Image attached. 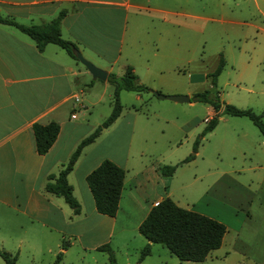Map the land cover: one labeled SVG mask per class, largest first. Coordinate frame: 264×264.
<instances>
[{
  "label": "crops",
  "instance_id": "0c3cea01",
  "mask_svg": "<svg viewBox=\"0 0 264 264\" xmlns=\"http://www.w3.org/2000/svg\"><path fill=\"white\" fill-rule=\"evenodd\" d=\"M211 2L0 0V16L11 17L21 23L39 24L63 10L59 22L60 35L71 40L86 59L106 69L107 73L117 75L129 65L139 82L155 89L185 93L190 99L192 92L199 91L197 87H204L203 83L208 79L206 73L212 69L202 56L204 39L210 32L208 21L211 19ZM217 60L218 56L213 66ZM180 75L182 77L179 78ZM84 82L94 87L99 82L105 84L106 78L92 77L82 63L57 44L47 42L38 49L26 33L12 24L0 21V175H6L4 186L0 184V193H3L1 196L7 199L5 202L14 210L38 218L46 232L55 230L56 237L55 234L52 236L56 238L54 245L58 250L63 236L69 239H66L68 246L77 242L86 251L97 249L98 245L110 241L116 233L123 235L126 229H135L140 234L137 225L150 206L168 195L166 190L156 192L155 186L160 174L158 166H138L137 157L131 154L132 129L138 117L136 114L141 111L139 105L132 106V115L126 120L130 124L129 136L120 160L116 159L115 154L97 149L101 140L99 136L106 126L93 141L81 148L66 173L72 194L79 203L78 212H73L60 195L44 188L47 174H56L77 142L94 128V124L87 118L77 119L76 114L70 116L75 103L74 96L80 100L78 92L81 89L78 85ZM133 98L139 101L142 95L134 91ZM91 100L87 101L90 103ZM83 101H80V105L85 108ZM208 106L210 109L204 121L214 112L210 104ZM50 120L58 124L57 135L45 152L37 153L31 124ZM261 141L264 142V139ZM196 150L193 157L197 155ZM103 158L111 159L124 169L114 215L96 211L85 182L86 173ZM234 172L236 174L232 175ZM201 174L207 175L208 179L194 186L198 197L211 199L214 198L209 195L212 193L218 195L215 197L222 196L213 186L224 176L239 189L251 193L246 200L248 213L245 216L252 223L232 226L217 219L224 223L225 231L220 245L211 249L205 258L212 260V257L239 253L253 264H264V160H258L240 170L220 171L217 173L219 176L207 169L195 173L193 183L197 178L200 179ZM211 175L214 178H210ZM167 191L170 192L169 189ZM240 199L241 196L237 199L239 205ZM130 211L136 215L129 221L122 214L128 216ZM240 217L243 219L242 215ZM226 234L228 238L225 240ZM132 236L135 238L133 250L136 251L146 239L142 235ZM124 245L127 242L124 241ZM67 247L61 251L65 253ZM80 258L78 264L82 263L84 256ZM90 258L93 264H108L107 253L105 257L100 254L90 255Z\"/></svg>",
  "mask_w": 264,
  "mask_h": 264
},
{
  "label": "rangeland",
  "instance_id": "374dc122",
  "mask_svg": "<svg viewBox=\"0 0 264 264\" xmlns=\"http://www.w3.org/2000/svg\"><path fill=\"white\" fill-rule=\"evenodd\" d=\"M209 14L210 32L205 36L202 56L208 66L212 67L211 71L215 67L213 65L218 54H221L225 63L215 81L221 102L217 122L200 138L197 155L187 162L177 164L182 157L193 152L191 144L199 137L205 124L204 116L208 115L210 109L208 104L194 100L175 101L159 98L151 90L162 94L180 93L151 87L150 92L139 91L142 95L139 101L133 98L134 91L119 90L121 113L113 123L101 131L97 149L100 152L115 154L117 160L122 158L130 129L126 120L132 115V106L139 105L141 111L136 114L138 117L131 138V154L137 157L140 164L138 166L151 168L176 164L171 175L159 174L156 192L166 190L169 197L179 206L211 215L232 226H245L252 223L245 216L248 213L246 200L251 196L249 191L239 189L233 181L224 176L213 186L222 196L215 197L218 195L212 193L209 194L214 196L211 199L206 196L198 197L194 186L203 183L208 176L201 174L200 179L197 178L194 183L192 177L195 173L199 174L207 169L219 176L217 173L220 171L240 170L258 160H264V142L261 141L264 136L258 128L244 115H229L222 111L223 102L237 107H248L260 113L264 122V0H212ZM203 84L204 87L200 85L197 89L206 88L208 79ZM78 87L81 92H78L80 100L77 102L80 104V101L84 100L86 107L83 108L75 102L72 111L77 115V119L87 118L95 127L110 111L114 84L106 80L103 85L99 82L94 87H89L84 82ZM88 99H92L90 103ZM235 174L236 172L232 175ZM214 175L210 178H214ZM5 182L6 175L2 173L0 184L4 186ZM1 194L3 193H0V248L15 254L13 264H53L58 251L54 245L56 231L46 232L38 218L14 210ZM237 195L241 196L240 205L237 203ZM135 215L134 211H130L128 216L122 214L123 218L129 221ZM240 215L243 219H240ZM134 230L126 229L123 235L116 233V236L107 241L113 251L115 264L135 263L142 245H139L136 251L133 250L135 238L132 234L142 236ZM54 234L55 237L52 236ZM227 238L228 234L225 240ZM62 239L66 240L67 237L63 236ZM124 241L127 245H124ZM239 247L242 248L241 245ZM100 254L105 257L106 253L100 249L83 251L80 244L74 242L67 247L65 253L62 252L57 264H78L81 255L84 256L81 264H93L90 255ZM209 259L205 258L202 262L179 260L163 244L152 242L149 253L138 264H253L250 260L242 258L239 253ZM0 264H3L1 257Z\"/></svg>",
  "mask_w": 264,
  "mask_h": 264
},
{
  "label": "trees",
  "instance_id": "16d2710c",
  "mask_svg": "<svg viewBox=\"0 0 264 264\" xmlns=\"http://www.w3.org/2000/svg\"><path fill=\"white\" fill-rule=\"evenodd\" d=\"M60 10L54 17L46 22L21 23L11 17L0 16V21L14 25L20 31L30 36L38 49H41L45 43L52 42L63 48L68 55L76 59L73 49L75 44L60 35L59 22L63 15ZM224 59L221 54L218 55L217 63L214 69L206 73L210 85L202 90L192 92L189 100L201 101L210 104L213 114L205 119V124L191 144L194 152L196 146L203 134L211 130L217 122L218 110L221 102L218 97V90L215 87L216 76L220 72ZM106 80L114 84L111 108L109 113L98 123L88 134L82 137L68 156V159L60 167L56 174L48 173L44 188L47 191L60 195L70 206L73 212L79 211V203L72 194V187L66 180V173L71 169L81 148L94 140L101 129L108 126L120 113L121 104L118 99L120 89L133 91H150V87L139 82L133 73L131 66L127 65L121 74L108 72ZM222 111L229 115H244L258 128L264 135V122L261 114L251 110L248 107H237L231 103L223 102ZM31 130L34 139V146L37 153H43L55 139L58 132V124L50 120L45 123L33 122ZM193 152L186 154L178 163L189 161L193 157ZM176 164H164L158 167L162 175H171ZM124 169L109 158H103L85 175V182L93 198L94 207L97 212L114 215L122 187ZM137 231L146 239L145 243L139 249L138 262L149 253L150 243L159 242L167 250L174 254L179 260L201 261L206 254L214 248H217L222 240L225 231L223 222L214 217L200 213L198 211L179 206L169 196H163L150 206L145 216L137 225ZM67 241L61 240L60 249L55 254L53 264L61 258V249L66 248ZM107 253L108 264H115V258L110 245L104 242L96 247ZM0 257L3 264H12L15 260V254L0 248Z\"/></svg>",
  "mask_w": 264,
  "mask_h": 264
},
{
  "label": "water",
  "instance_id": "95a60500",
  "mask_svg": "<svg viewBox=\"0 0 264 264\" xmlns=\"http://www.w3.org/2000/svg\"><path fill=\"white\" fill-rule=\"evenodd\" d=\"M73 53L76 57V59L82 63L88 72L91 74L92 77H96L99 79H105L107 75L106 69H103L101 67H98L94 63H92L90 60L86 59L78 49L74 48ZM153 94L158 96L159 98H169L175 101H188L189 100V95L188 94H162L160 92L151 90Z\"/></svg>",
  "mask_w": 264,
  "mask_h": 264
},
{
  "label": "built area",
  "instance_id": "2783aa9c",
  "mask_svg": "<svg viewBox=\"0 0 264 264\" xmlns=\"http://www.w3.org/2000/svg\"><path fill=\"white\" fill-rule=\"evenodd\" d=\"M74 101L76 102L77 105L79 104V103L77 102V101H78V98H77L76 96H74ZM79 105H80V104H79ZM74 114H75V113H74L73 111H71L70 116L73 117Z\"/></svg>",
  "mask_w": 264,
  "mask_h": 264
}]
</instances>
